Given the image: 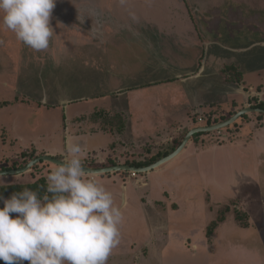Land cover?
I'll return each instance as SVG.
<instances>
[{"label": "rangeland", "instance_id": "1", "mask_svg": "<svg viewBox=\"0 0 264 264\" xmlns=\"http://www.w3.org/2000/svg\"><path fill=\"white\" fill-rule=\"evenodd\" d=\"M50 23L55 33L43 51L31 49L0 26V166L11 160L5 157L16 158L23 138L34 134V126L41 132L38 137L43 135L55 144L67 131L73 136V119L63 105H56L65 94L125 98L127 91L141 90L139 96L149 108L154 105L153 98H159L166 111L159 116L164 124L165 115L172 110L168 97L174 90L163 83L178 79L176 74L199 69L201 56L208 61L212 48L209 52L205 48L222 24L264 27V0H56ZM244 39L237 41L243 44ZM247 54L238 59L253 62L252 53ZM249 79L247 90L255 95L248 96L252 102L248 107H255L264 103L259 95L264 88L252 91L255 87L251 85L259 79L255 75ZM261 82L264 85V73ZM178 84L184 88L180 80ZM205 84L200 82L202 88L208 87V82ZM90 101H83L87 109L95 105L93 99ZM189 106V126L174 119L171 130L149 135L143 148L133 154L138 157L128 162L146 161L153 155L162 158L165 152H173L189 128L199 122V116L203 118L200 124L210 125L207 121L212 122L214 113H193L199 107ZM93 116L100 118L103 127L124 128L129 121L104 111ZM241 118L220 129L222 133L203 132L190 139L218 145L204 150L201 167L199 155L192 154L195 147H189L165 170L144 176L146 187L139 188L137 178L125 180L118 172L111 179L97 177L110 188L124 217L120 243L107 264H264V151L255 178L254 170L247 167L248 156L243 157L234 147L223 148L238 136L246 121L257 119L258 127L264 125V113L249 111ZM2 138L7 141L5 147ZM87 144H94L92 138H87ZM34 171L41 170L0 177V183L31 181L40 175H32ZM123 183L129 195L125 206ZM149 190L158 202L156 206L142 198L141 193ZM220 218L222 221H217ZM212 221L217 225L212 226Z\"/></svg>", "mask_w": 264, "mask_h": 264}, {"label": "crops", "instance_id": "2", "mask_svg": "<svg viewBox=\"0 0 264 264\" xmlns=\"http://www.w3.org/2000/svg\"><path fill=\"white\" fill-rule=\"evenodd\" d=\"M240 37H242V34H240V32H238V35L236 33H232L230 35V38L232 40L239 39ZM258 37V30L255 27H252L250 32L248 33L247 41H243V44L238 43L237 46L223 44L218 45L217 47H215L214 45L212 48L213 52L210 56V59H208V63L205 62V64H203L202 67L197 70L193 69L189 73L187 71L184 72L185 75H188L186 78H184V74H176V78H182L180 80L183 83L182 85L184 88H180L178 86V79H175L174 82L168 84L174 90L169 94L168 101L170 104L177 103V105L174 106L169 104L172 110L169 113L170 115L168 114L169 116L165 115L166 120L164 121V124H160L159 116L161 111L163 114L166 113V111L162 110L164 107L159 104V98H153V100H155L154 105L152 103V108H149L148 104L144 103L141 99V97L143 96H139L141 95L139 93H142L141 90L127 91L129 92V94L126 93L125 98H127V100L124 104L122 103V101L125 99L124 97L113 98L111 96L110 98L100 94L95 95V97L92 98L84 96L74 98L73 96L67 97L66 94L63 95L56 105H63L64 109L67 111V113H69L71 119H73L72 121L75 123L72 136L73 138L70 136V132L67 131L63 137V140L55 144L50 141H46L45 136L43 135L38 137L41 132L37 133L36 127L34 126V128L31 129L34 134L32 136L30 135L27 138H23L25 140H23L22 142L24 144L23 148L17 154L16 158H14L13 156L12 158L5 157L6 159L11 160L8 161L5 165H1L0 170L4 167L12 166L14 161L23 163L25 158L31 161L32 159L42 155H49L63 159L66 145L69 142H77L81 144L84 149V152L82 154V163H86L87 165H90L92 167H106V164H109L108 166H112L110 162H116V165L129 164L127 163L128 159H136L138 157L137 155L133 154L138 153L137 151L143 148V144L150 139H147L149 135L159 133L162 129L167 131L171 130L174 119L182 122L184 126H189V124L191 123L189 121L188 114L191 109V107L189 106L190 104L199 107L196 108L193 113L201 112L203 110L214 113V117L227 116V118H229L228 116H232L239 110L252 104V102L249 101L248 96L250 94L247 90V83L249 82V80H251L249 79V77L252 78L253 75H255L256 78L259 79L257 80V83L251 85L255 87L252 89V91L264 88V85L261 82V75L262 73H264V41L258 39ZM246 53H248L247 56L252 53L253 62L240 61L238 59V56ZM229 67L240 72V80L235 79L232 76L229 71ZM205 81L208 82L209 85L207 88H202L200 86V82H203V84H205ZM150 82L152 81H148V83ZM213 86L216 87L214 89H211V87ZM176 89L178 92L176 91ZM181 89L184 91V94H182ZM122 94L124 93H120V95ZM251 94H255V92H251ZM259 95L263 98L264 92L260 93ZM89 99L91 101L93 99V101L95 102V105L93 107H90L91 109H87V107H85L87 105V102L83 104V101H87ZM97 99L100 101H97ZM47 100L48 99L46 98L44 99L45 102H47ZM98 102L99 104H96ZM128 102L131 103L130 106ZM119 103L123 106L119 107ZM68 108L72 109L68 110ZM98 111H104L106 113H109V115L120 114L124 116V119L128 117L129 121L128 123L126 122V127L124 128L112 127V125L103 127L100 118H94L93 116ZM133 111H135V113H133ZM150 112H152L153 115H151ZM149 117H153V120H151ZM258 121L259 120L257 119L246 121L243 124L241 131L238 133V136L233 138L232 140H228L226 144L224 143L223 147L224 149L231 147L237 148L240 152H242L243 157L246 158L248 156L249 161H247V167L248 170H254L253 174L256 175L255 178L258 176V170H260L261 168V157L264 151V125L258 127ZM261 123H264V119L261 120ZM198 125L202 124H200L199 122L193 124L189 128V131ZM244 125L246 127H244ZM87 133H89V135ZM86 137L92 138L94 144H87ZM98 138H100V140H98ZM2 140V146L5 147L7 141L5 140V138H2ZM219 145L223 146V144ZM214 146L216 147L218 145H203L199 144L198 142L189 141L186 147L174 159L153 170H165L164 167L167 164L171 163L176 158L180 159L179 156L185 153V151H187L189 147H191V149L195 147V151L192 154L196 155L197 153V155H199V166L201 167L203 165L202 156L204 155V150ZM25 151H27L29 155L22 157V152ZM33 155L34 157H31ZM48 163L50 162H40V166L38 167V169L41 170L38 172L40 175L32 178L31 181L37 179L38 177L46 178L50 170L58 166L53 163H50L48 165ZM153 170L145 172L143 174L141 173L142 176L138 175L139 177H134L130 174V172L126 171H118V173L122 174L125 180L126 178L130 177L137 178L140 184L139 188H142L148 186V180L145 179V177L149 178V175ZM114 173L116 172H110L100 175H107V179H111L113 175H115ZM11 176L18 177V175ZM85 176L86 178L89 177L97 180V177L99 175L85 174ZM0 184L10 183L2 182ZM105 187L110 191V188H108V186ZM122 187L124 190L122 205L125 206L128 203L129 195L127 197L126 191L128 189L126 188L127 186L124 183ZM150 192L151 191L149 190L145 191L144 194L141 193L142 198L143 200H145L146 204L156 206V203L158 202H155V199L152 198ZM144 195H148V198ZM130 196L133 197L134 193L130 194Z\"/></svg>", "mask_w": 264, "mask_h": 264}, {"label": "clouds", "instance_id": "3", "mask_svg": "<svg viewBox=\"0 0 264 264\" xmlns=\"http://www.w3.org/2000/svg\"><path fill=\"white\" fill-rule=\"evenodd\" d=\"M55 6L56 0H0V26L31 49L46 50L55 33ZM83 152L77 142L66 145L62 162L46 177L47 194L24 188L8 199L0 196L4 264H107L124 217L113 193L86 178Z\"/></svg>", "mask_w": 264, "mask_h": 264}, {"label": "water", "instance_id": "4", "mask_svg": "<svg viewBox=\"0 0 264 264\" xmlns=\"http://www.w3.org/2000/svg\"><path fill=\"white\" fill-rule=\"evenodd\" d=\"M262 112L264 113V108L261 107H245L232 116H230L228 119L217 122L210 125H202L195 128H192L185 136L181 144L178 148H176L173 152L170 154L160 158L156 162L148 165V166H133L130 164H121V165H112V166H106V167H83L85 169V174H106L110 172H118V171H126V172H132L136 171L138 173H145L148 171H151L153 169H156L163 164L169 162L170 160L174 159L187 145V143L190 141V139L196 134L200 132H210V131H217L223 128L228 127L229 125L235 123L239 118H241L245 113L247 112ZM41 161L50 162L56 165H59L62 162L61 158H57L54 156L49 155H42L39 157H36L29 161L25 166L17 169H1L0 170V176H7V175H20L23 174L29 170H31L36 164L40 163Z\"/></svg>", "mask_w": 264, "mask_h": 264}, {"label": "trees", "instance_id": "5", "mask_svg": "<svg viewBox=\"0 0 264 264\" xmlns=\"http://www.w3.org/2000/svg\"><path fill=\"white\" fill-rule=\"evenodd\" d=\"M229 69H230L229 71L232 74V76L235 79H239L240 80V78H241L240 77V72L236 71V69L233 70L230 67H229ZM255 107L256 108L257 107L264 108V103L261 102V103L257 104ZM228 117H230V116H228ZM226 119H228L227 116H218L217 118L214 117L213 120H212V122H211V120H208L207 122H208V124H211V123L221 122V121L226 120ZM201 134H203V133L202 132L196 133L195 136H198V135H201ZM168 154H170V153L169 152H165L164 155H163V157L166 156V155H168ZM27 155H29V153L27 151L22 152V157H25ZM31 157H34V155L31 156ZM160 158L161 157H157V156L153 155V156L150 157L149 160H146V161H144V160H142V161H132V162H127V163H129L130 165H133V166L143 167V166H148V165L156 162ZM28 161L29 160L27 158L24 159L23 163H21V162L18 163L17 161H14L13 164H12V166H10V167H4L3 169H17V168H21V167L25 166L28 163ZM110 163L112 165H116V162H110ZM108 165L109 164H106L105 166H108ZM82 166L83 167H92L90 165H87L86 163H82ZM38 167H39L38 164H36L32 168V170H39ZM38 172L34 171V174H32V175H35L36 176ZM46 184H47V181H46V178L45 177H39V178H37V179H35L33 181H28V182H23V183L0 184V196H2L4 199H8V198L11 197V195L13 193L19 192V191H21L24 188L32 189V190L38 192L39 195L43 196V195L47 194L46 193ZM0 207H3V200H0ZM217 221L220 222V221H222V219L220 218ZM217 221H212L211 222V225L212 226L217 225ZM0 264H4V261L1 260L0 261Z\"/></svg>", "mask_w": 264, "mask_h": 264}, {"label": "flooded vegetation", "instance_id": "6", "mask_svg": "<svg viewBox=\"0 0 264 264\" xmlns=\"http://www.w3.org/2000/svg\"><path fill=\"white\" fill-rule=\"evenodd\" d=\"M223 25V27H219L218 29H217V36H216V38L215 39H212L211 41H209L208 42V44H207V42L205 43V45L207 44L208 46L205 48V50H209V47L210 48H213V46L215 45V47H217L218 45H223V44H227V45H232V46H237V44H238V41H237V39H231L230 38V35L232 34V33H236L237 35H238V32H240V34H242V37H240L239 39H240V41H242V39H244L243 41H247V39H248V33L250 32V30H251V28L252 27H255L257 30H258V35H259V37H258V39H260V40H263L264 41V27L263 26H261V27H258V26H256L255 24H254V26L253 25H250V26H241V27H236L235 25H232V26H230L229 24H225L226 26H224V24H222ZM221 25V26H222ZM222 30V31H221ZM242 38V39H241ZM235 41V42H234ZM240 43V42H239ZM197 50H199V48L197 49ZM200 51V50H199ZM201 51H202V49H201ZM209 52V51H208ZM212 52L213 51H211L210 53L212 54ZM211 56V55H210ZM200 59H202L201 60V64L203 65V64H205V62H209V60L208 61H203V58H202V56L200 57ZM202 65L199 67V68H201L202 67ZM182 67H186V66H182ZM180 79H182V78H179L178 80H180ZM177 80V79H176ZM175 81V80H174ZM173 81V79L172 80H169V81H167V82H164L163 84H165V83H167V84H169V83H172V82H174ZM181 81V80H180ZM157 84H153V85H151V86H156ZM166 85V84H165ZM169 86V85H168ZM253 95H255V94H250V96L252 97Z\"/></svg>", "mask_w": 264, "mask_h": 264}, {"label": "built area", "instance_id": "7", "mask_svg": "<svg viewBox=\"0 0 264 264\" xmlns=\"http://www.w3.org/2000/svg\"><path fill=\"white\" fill-rule=\"evenodd\" d=\"M198 121H199V122H200V121H203L202 116H199ZM222 131H223V130H218L219 133H222ZM130 174H131L132 176H134V177H137V176H138V172H136V171H132V172H130Z\"/></svg>", "mask_w": 264, "mask_h": 264}]
</instances>
